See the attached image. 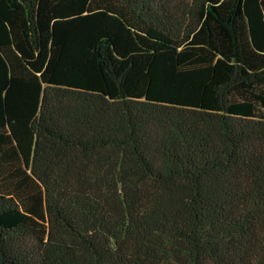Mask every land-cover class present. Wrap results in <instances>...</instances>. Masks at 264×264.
<instances>
[{
  "label": "trees",
  "instance_id": "trees-1",
  "mask_svg": "<svg viewBox=\"0 0 264 264\" xmlns=\"http://www.w3.org/2000/svg\"><path fill=\"white\" fill-rule=\"evenodd\" d=\"M0 264H264V0H0Z\"/></svg>",
  "mask_w": 264,
  "mask_h": 264
},
{
  "label": "rangeland",
  "instance_id": "rangeland-1",
  "mask_svg": "<svg viewBox=\"0 0 264 264\" xmlns=\"http://www.w3.org/2000/svg\"><path fill=\"white\" fill-rule=\"evenodd\" d=\"M173 1H175V4H177V2H178L179 0H173Z\"/></svg>",
  "mask_w": 264,
  "mask_h": 264
}]
</instances>
